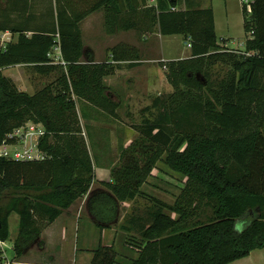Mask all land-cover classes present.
<instances>
[{"label":"trees","instance_id":"obj_1","mask_svg":"<svg viewBox=\"0 0 264 264\" xmlns=\"http://www.w3.org/2000/svg\"><path fill=\"white\" fill-rule=\"evenodd\" d=\"M80 1L58 0L48 31L0 25V34L10 30L20 34L17 43L5 48L0 43V145L29 122L46 131L39 145L45 160L17 162L0 155V239L9 241L10 217L17 214L15 258L22 259L34 246L43 249L44 230L90 192L94 164L76 101L84 99L112 117L117 116L118 105L104 84L115 69L95 64L92 50L84 53L80 23L104 9L108 33L135 29L145 35L157 25L164 37L191 38L192 59L167 62V79L177 100L162 102L159 97L143 110L150 113L163 105L158 118L144 120L145 129L136 127L141 136L122 151L114 183L103 184L90 195L87 208L96 226L103 231L117 223L121 204L143 195L142 187L157 163L164 161L187 179L186 187L173 206L154 200L152 223L142 230L138 257L131 264H232L264 249V0H254L251 15L243 9L250 34L243 53L221 51L212 8L188 5L172 11L182 0H157V6L146 9L148 0H98L93 5ZM127 12L142 13L145 24L121 20ZM57 47L67 67L52 65L49 55ZM127 48L111 49L112 59L137 60ZM21 64L34 65L41 75L61 68L62 76L30 95L3 74ZM218 64L229 65L232 71L215 84L208 70ZM196 73L203 74L202 79ZM181 85L201 93L194 97L181 91ZM204 206L211 215L189 229L182 226ZM239 221L247 222L242 231ZM131 227L132 223L122 228L130 233ZM92 264H117L114 247L101 242Z\"/></svg>","mask_w":264,"mask_h":264},{"label":"rangeland","instance_id":"obj_2","mask_svg":"<svg viewBox=\"0 0 264 264\" xmlns=\"http://www.w3.org/2000/svg\"><path fill=\"white\" fill-rule=\"evenodd\" d=\"M34 4L32 5V10H34L35 14V25H40L42 23V19L40 20V16L43 12H45L44 16L49 17L51 14V18L55 17L57 10V1L58 0H33ZM183 2V0L181 1ZM194 8H212L215 14L216 20V32L219 39V45L221 47V51H229V52H245L246 50V41L250 38V34L246 32L245 27V16L243 13V1L242 0H196L193 5ZM181 10L185 9V5L182 4L179 7ZM40 12V13H39ZM50 13V14H49ZM248 14V13H247ZM250 15V14H249ZM248 15V16H249ZM155 31L159 34V28L156 25ZM153 30V32H155ZM152 32V33H153ZM136 33H119L116 36L106 35L104 29L101 30L99 36V45H101L104 49L108 48V46H113L114 43L121 41H130L136 40ZM146 37L151 41L152 39L149 37V34H145ZM93 40V37H88V34L85 35L84 43L90 44ZM163 40V41H162ZM162 46L164 56H161L160 62L157 63V69L161 68V72L158 75V86L155 93L151 91V84L153 83L151 78L148 76V72L151 70V64H146L144 68H140L137 70L131 71L128 76H126L124 83L129 80H132L134 85H138L137 92L140 94L139 100L132 105L131 113L129 115V121L127 118H123L132 128L139 126L145 129L142 124L144 120L151 119L155 120L158 118L160 112H163V105L159 106L158 109H153L152 112L146 113V108H150L153 106L154 101L157 98H161L162 102H166L168 99L172 97V102L177 100L176 89L169 83L167 79V62L169 61H184L192 59V50H191V38H185L182 36H169L164 37L162 39ZM158 42V41H157ZM158 46V44H157ZM159 47V46H158ZM160 48V47H159ZM158 48V49H159ZM158 52V51H157ZM156 52V53H157ZM146 56V59H150L154 56V53L147 52L144 53L143 57ZM177 59V60H176ZM199 64V63H198ZM150 67V68H149ZM199 65L198 68L199 69ZM22 75H27L28 79L24 84V92L34 95L39 91L43 90L47 86L55 84L57 80L62 76L61 68L57 70L55 73L50 75H41L38 74L34 69L23 68L18 69ZM15 69L9 68L6 70L5 75L8 77H14ZM232 71L229 65L218 64L211 69L208 70L209 79L212 83H219L226 79L227 75ZM207 72V69H206ZM198 80L202 79L203 74L196 73ZM200 78V79H199ZM105 80V79H104ZM105 86H118L119 89H124L118 82L114 81L113 83L104 82ZM107 87V86H106ZM111 87V88H113ZM19 89V87H18ZM22 89V90H23ZM26 90V91H25ZM180 90L183 92H192L193 96H198L201 93V90L187 87L186 85H181ZM21 91V90H20ZM23 92V91H22ZM126 91L124 90V93ZM117 114V113H116ZM125 114L122 113V117ZM115 119H120L117 115L114 117ZM33 123V122H29ZM27 123V124H29ZM81 123V128L83 130L82 136L87 143V138L85 137L84 129ZM133 130V129H132ZM134 131V130H133ZM103 133H96V136H101ZM121 135V134H120ZM141 134L139 132L134 131L132 133V143L135 142ZM137 138V139H136ZM88 147V143H87ZM2 151L3 149L0 148ZM14 148H8V151L12 153ZM89 150V147H88ZM92 150V149H91ZM90 152V150H89ZM102 152H104L102 150ZM92 153H90L91 155ZM10 159V158H9ZM187 179L175 172H173L169 167L164 163V161H160L157 163V166L154 168L151 176L146 181L145 185L142 187L143 195L138 196L134 203L131 206L125 204H121L120 206V215L117 223H115L110 229L115 232V241L113 243L116 261L117 264H131V262L138 257V246H141V233L142 230L149 226L152 223V219L150 217V213L157 209L154 200H160L166 203L169 206H173L183 190L186 187ZM79 209V206L77 207ZM88 209V208H87ZM167 214L172 216L174 219H179V215L172 213L170 210H165ZM88 210H84L82 215L78 218L75 223L74 233L75 240H72L69 237L66 242L60 241V239H56V243H52L50 246V251L45 253L43 256L37 255L36 248L37 246L32 247L30 252L24 256L21 260L15 258V253L13 251L14 241L7 242L8 249L7 255L17 264H92L94 258V252L98 249L99 244L102 242L106 245V241H108L106 230H101L96 225L90 227V221L88 216ZM81 213V212H80ZM211 209L207 206L202 207L201 209L194 212L193 216L187 221L186 224L182 225L183 227L189 229L195 223L200 220H205L207 216L211 215ZM134 218V219H131ZM141 219V220H140ZM129 220H132V227L130 234L123 230V226H128L130 224ZM94 222V221H93ZM246 227V223H242L239 221L237 223V228L239 231L244 230ZM20 228V218L17 214H14L11 218V236L15 238L19 233ZM109 236V235H108ZM78 238V239H77ZM32 251H34L32 253ZM56 252L60 253L57 254ZM52 256L57 257V259H53L50 261Z\"/></svg>","mask_w":264,"mask_h":264},{"label":"crops","instance_id":"obj_3","mask_svg":"<svg viewBox=\"0 0 264 264\" xmlns=\"http://www.w3.org/2000/svg\"><path fill=\"white\" fill-rule=\"evenodd\" d=\"M80 1V0H79ZM88 3L90 5L96 4L98 0H81L80 4ZM196 0H183L181 3L185 5V9H187L188 5H190L193 9H207V8H194L193 5L195 4ZM34 4L33 0H0V6L6 7L5 9L0 8V25L2 24L6 26H10V28H17L22 30H28L30 32L34 31H48L51 29L52 18L51 14L49 17L44 16L45 12L41 14L42 23L40 25H35V14L34 10H32V5ZM157 6V0H148L146 8H152ZM144 9V11H145ZM184 9V10H185ZM40 13V12H39ZM153 14V12H152ZM105 10L100 9L88 15L81 23L80 28L82 32V38L84 43L85 35L88 34V37H93V40L90 44L84 43V53L87 50H92L94 52L95 57V64H109L110 66L114 67L115 71L111 76L105 78L104 82L113 83L114 81L121 83L124 89H119L118 86L113 87L106 85L108 88V94L110 95L112 101L118 105L116 109L117 115L120 119H115L114 117L110 116L109 114L101 111L97 107L93 106L89 102L84 99H78L76 101L77 110L82 122V126L84 129L85 137L87 138L88 147L90 150L93 164H94V171H95V179L92 183L90 192L88 195L84 196L83 198L79 199L70 209L66 210L63 215L57 219V221L50 226H48L43 234L42 240L45 242V247L43 249L36 248L37 255L43 256L45 253L50 251V246L52 243H56V239H60L62 242H66V240L71 237L72 240H75L74 228L75 223L77 222L78 218L84 210L87 209V202L90 195L99 189L103 188V184L106 183H114L113 172L117 168L122 165L121 154L123 150L130 148L132 145V138L131 135L134 131L138 132L135 127L132 128L123 118H127L129 121V115L131 113L132 105H134L137 100H139L140 94L137 92L138 85H134L132 80L127 82H123L128 76V74L140 68H144L146 64H151V70L148 72V76L152 79L153 82L150 86L155 93L157 90L158 84V75L161 72V68H156L157 63L160 62L161 56H164L163 53V46H162V39L163 36L159 34L157 31L153 33H149V37L152 39L149 40L148 37L142 35L140 31L135 29L130 30H119L114 34L108 33L106 27V19H105ZM123 18L127 19L128 21H132L138 25L141 23L145 24L144 16L141 14L139 15H130L128 12L121 16V20ZM216 21V20H215ZM147 24V22H146ZM46 29V30H45ZM105 31L106 35L109 36H116L119 33H136L137 35L136 40H130L128 42L121 41L114 43L113 46H108V48L104 49L101 45H99V36L101 30ZM32 34V33H30ZM19 33H14L12 30L2 32L0 34V43L4 44L5 46L10 43H17L19 38ZM162 40V41H161ZM158 41V42H157ZM160 47H158L157 46ZM119 45H126L127 53L134 54L137 57V60H124V61H114L112 59V55L110 50ZM59 47L55 48L53 52L50 53L49 57L52 60V65L58 66L59 64H55V62H60L63 60L61 50H58ZM159 48V49H158ZM60 49V48H59ZM158 51V52H157ZM60 52V54H59ZM152 52L154 53L155 57L150 59H146L143 55L144 53ZM157 52V53H156ZM177 60V59H176ZM85 61V57L83 58ZM162 63V60L161 62ZM64 67L63 65H59ZM34 69V65L32 64H21L16 66H11L3 70V74L9 68L15 69V73L13 74L14 77H8L14 81L19 90L24 92V84L28 79L27 75H22L18 69L23 68ZM149 67V68H150ZM113 87V88H111ZM23 89V90H22ZM124 90L126 91L124 93ZM26 91V90H25ZM122 113L125 114L122 117ZM131 116V115H130ZM134 131H133V130ZM96 133H103L101 136L98 137ZM121 134V135H120ZM137 139V138H136ZM92 149V150H91ZM102 150L104 152H102ZM135 201L128 202L131 206L132 203ZM79 206V209L77 208ZM81 212V213H80ZM90 227L93 228L96 225L93 221V218L89 215ZM14 215V214H13ZM12 215V216H13ZM10 217V239L9 241H16L18 235L13 238L11 236V218ZM134 219V218H131ZM132 220H129L131 226ZM247 223V222H242ZM108 241H106L107 246H113L115 241V232L112 229H107L106 232ZM130 234V233H129ZM109 235V236H108ZM78 239V238H77ZM7 241V242H9ZM34 251H32L33 253ZM57 254H60L56 252ZM57 259V257L52 256L50 261L53 259ZM21 260V259H20ZM22 261H20V264ZM232 264H264V249L256 250L252 252V254L242 260L236 261Z\"/></svg>","mask_w":264,"mask_h":264},{"label":"built area","instance_id":"obj_4","mask_svg":"<svg viewBox=\"0 0 264 264\" xmlns=\"http://www.w3.org/2000/svg\"><path fill=\"white\" fill-rule=\"evenodd\" d=\"M243 6L248 14H252V4L254 0H242ZM181 10L179 7L172 8V11ZM5 48L4 44H1ZM60 51V49L58 48ZM60 54V52H59ZM55 64L63 65L67 67V63L64 60L55 62ZM46 131L43 126L34 123H29L21 128L13 131L7 139L0 145V155L17 162H39L46 158V155L40 151L39 145L41 140L45 137ZM8 148H14L13 152L10 153ZM8 245L0 239V264H17L12 258L10 259L7 255Z\"/></svg>","mask_w":264,"mask_h":264}]
</instances>
